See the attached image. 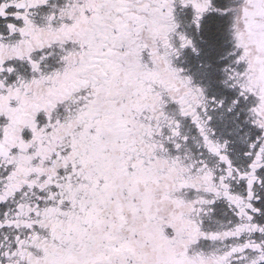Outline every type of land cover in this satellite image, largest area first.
Segmentation results:
<instances>
[{"label": "snow or ice", "instance_id": "obj_1", "mask_svg": "<svg viewBox=\"0 0 264 264\" xmlns=\"http://www.w3.org/2000/svg\"><path fill=\"white\" fill-rule=\"evenodd\" d=\"M0 264H264V0H0Z\"/></svg>", "mask_w": 264, "mask_h": 264}]
</instances>
